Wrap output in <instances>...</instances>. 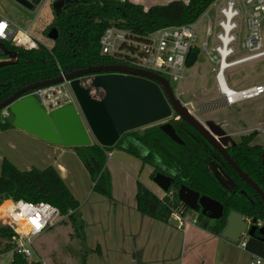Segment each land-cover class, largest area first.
Masks as SVG:
<instances>
[{"label": "trees", "instance_id": "trees-1", "mask_svg": "<svg viewBox=\"0 0 264 264\" xmlns=\"http://www.w3.org/2000/svg\"><path fill=\"white\" fill-rule=\"evenodd\" d=\"M214 2L215 0H171L165 4L145 7L132 0H64L59 9L52 5L54 18L46 33L55 27L58 37L51 48L40 44L38 48L27 50L9 41L0 40L4 47V50H0V58L10 55L16 57L15 62L0 65V102L25 86L59 77L62 72L70 73L89 66L115 64L116 59L112 56L100 53V36L110 26L116 25L139 37H147V34L165 26L196 23ZM200 53L198 48L192 51L187 67L197 62ZM174 117H177L176 113ZM169 122L175 127L177 135L185 141L183 145L165 134L160 128L161 125H151L143 130L125 132L114 146L91 144L73 147L92 177L94 191L113 198L112 175L107 167L108 152L119 147L136 155L143 164L155 168L152 178L157 172L173 177L172 186L162 200L153 190L137 181L136 202L143 215L169 222L173 208L181 206L184 213L189 211L190 208L178 198V190L186 184L224 205L223 217L219 220H211L198 213V226L210 233L222 235L228 215L232 211L241 213L251 222L256 218L258 228L260 223L264 226V201L257 191L186 120L172 118ZM11 128H14L12 118L3 116L1 110L0 131ZM257 135L253 131L242 136L239 143L226 148L238 165L264 191V147L261 144H252ZM217 155L225 165L220 161L218 163L237 183L234 189H230L222 176L215 172L213 164L217 162ZM7 199L46 201L57 205L62 214L67 215L63 221L71 222L79 239L86 240V222L78 212L81 204L54 165L45 169L35 167L22 170L5 158L0 171V205ZM7 204L8 202L4 206ZM70 210L73 212L68 215ZM14 234L9 226L0 225V255L13 250ZM245 248L264 258V239L258 229L255 235L248 238ZM83 253L80 264H88L89 251ZM12 255L10 264H28L23 255Z\"/></svg>", "mask_w": 264, "mask_h": 264}, {"label": "water", "instance_id": "water-1", "mask_svg": "<svg viewBox=\"0 0 264 264\" xmlns=\"http://www.w3.org/2000/svg\"><path fill=\"white\" fill-rule=\"evenodd\" d=\"M18 1L23 3L25 0ZM63 1L56 0L53 6L59 9ZM57 37L58 30L55 27L50 28L47 38L56 41ZM66 80L71 81L76 103H68L60 107L50 104L47 108L43 105L42 99L33 93L37 88L49 87ZM92 88L96 90L94 95L91 92ZM100 88L103 89L104 94L97 99ZM205 106L204 110L213 111L229 105L223 97H219ZM4 109H9L14 127H19L50 143L66 147L91 145L93 139L99 145L114 146L125 132L165 122L176 113L179 119L186 120L198 133L202 134L264 201V191L259 184L249 177L231 157L218 136L212 133L200 119L190 115L177 98L168 78L150 69L119 63L89 66L46 81L34 82L19 89L13 96L0 102V111ZM204 110L201 107V111L204 112ZM160 128L176 143L181 145L185 143L177 135L171 122L162 123ZM216 173L222 176L230 189L236 187L237 183L219 163L216 165ZM152 180L165 193H168L173 177L157 172ZM241 193L247 196L244 190H241ZM178 198L188 208L197 213L200 212L211 220H219L223 217L222 202L200 194L186 184L178 190ZM249 199L254 202L252 198ZM228 216L227 225L222 230L223 237L236 243L245 235L252 237L258 229L264 239V226L258 228L256 218L251 222L237 211L230 212ZM173 220L175 218L171 217V221ZM176 222L179 224L177 219Z\"/></svg>", "mask_w": 264, "mask_h": 264}, {"label": "built area", "instance_id": "built-area-1", "mask_svg": "<svg viewBox=\"0 0 264 264\" xmlns=\"http://www.w3.org/2000/svg\"><path fill=\"white\" fill-rule=\"evenodd\" d=\"M213 5L201 15L206 22L202 43L199 42L201 36L195 29V23L165 26L147 34V37H139L114 25L101 34L100 53L112 56L119 64L155 71L166 76L172 85L180 84L185 79L189 56L198 48L213 64L216 84L221 97L229 106L264 95V83L238 90L230 88L226 76L227 70L232 66L263 58L264 48L262 49L259 25L264 18V0H215ZM0 40L27 50L38 48L40 44L49 48L53 46L36 40L30 34V28H22L5 16H0ZM33 93L42 99L47 108L50 104L60 107L76 103L71 81L67 80L37 88ZM3 113L11 115L9 109H4ZM176 118L179 119L178 116ZM108 154L111 156L109 152ZM166 194L164 192L159 198L162 200ZM7 202L4 208L7 225L15 233L12 253L23 255L28 264H36L34 244L38 236L54 228L67 215H63L57 205L46 201L11 199ZM181 210V206L173 208L172 217L181 225L197 224V218H192ZM72 212L70 210L68 215ZM248 238L245 235L239 239L241 248L246 247ZM250 264H264V258L254 254Z\"/></svg>", "mask_w": 264, "mask_h": 264}, {"label": "crops", "instance_id": "crops-1", "mask_svg": "<svg viewBox=\"0 0 264 264\" xmlns=\"http://www.w3.org/2000/svg\"><path fill=\"white\" fill-rule=\"evenodd\" d=\"M54 1L41 0L34 6L35 10H38L41 3L50 2L52 6ZM132 1L143 4L145 7L160 4L156 0H150L149 2L147 0ZM15 61L16 57L10 55L8 58H0V65ZM91 92L94 94L96 90L92 88ZM255 129L259 132L257 136L259 141L256 144H261L264 147V123H260ZM92 144H98V142L93 139ZM109 153L111 154L109 158L113 159V151ZM5 158L22 170H30L35 167L45 169L51 165L58 169L67 187H70L73 195L81 204L79 213L87 226L85 245L89 247L88 260L97 256V253L100 257L103 254L109 257L110 253L113 252L122 253L123 259L129 260L128 264H250L253 258L254 253H250L246 248H241L239 242L233 243L222 235H214L203 227L198 226V223L177 224L176 218L173 221L170 219L169 222H163L147 216L151 224L155 222L152 225V231L153 229L155 230L154 226H161V230L158 234H147V232L145 234L143 226L148 224L149 220L144 219L146 215H143L138 210V202H136L137 190L133 201L131 196L128 197V195L123 198V202H125L123 205H128L127 202L129 203L128 211L124 210L123 237L113 239L111 238L113 236L112 233L106 235L104 240L105 250L102 251L100 243L96 244L91 234L97 232L101 227L104 228V226L110 228L113 225V221L107 219L104 210L99 209L95 205L94 207L90 206V209L86 208V200L91 196L94 182L73 147L50 143L35 135H31L19 127H14L0 131V171ZM107 167L109 169V164ZM86 182L87 184H85ZM113 199L116 204V198ZM127 212L131 213L130 215L128 214L130 220L126 218ZM88 213H90V218L87 217ZM163 229L164 234L162 233ZM73 230L74 226L71 222L67 223L62 220L54 228L38 236V240L35 242V252L40 257L35 260L44 261L46 264H59V257L62 252L69 246L68 244L71 243V240L75 241L72 237H69ZM167 234L170 236L167 237ZM77 243L75 247L80 248L81 242L77 241ZM130 255H132V262ZM76 260V258L68 259L66 256L64 262L76 264Z\"/></svg>", "mask_w": 264, "mask_h": 264}, {"label": "rangeland", "instance_id": "rangeland-1", "mask_svg": "<svg viewBox=\"0 0 264 264\" xmlns=\"http://www.w3.org/2000/svg\"><path fill=\"white\" fill-rule=\"evenodd\" d=\"M149 1L150 0H147V2ZM168 1L170 0H156V2L160 4H165ZM39 2L37 0H25L23 3H21L18 0H0V15L8 17L22 28H30V34L36 40L52 45L54 41L47 38L46 30L53 19L54 9L53 6H51V3L47 2L45 4L41 3L38 7V10H35L34 6ZM205 25L206 22L204 21V18L200 16L195 23V29L201 36L199 40L200 43H202L204 40L203 37L205 36ZM259 33H261L263 49L264 18L259 25ZM0 50H4L2 41H0ZM187 68L188 69L186 71L185 79H183L180 84L173 83L172 86L175 90L177 98L182 102L190 115L200 119V121L212 133L218 136L221 143L226 147L233 145L234 143H239L242 136L249 135L253 131H256L259 134L255 128L258 127L260 123H264V95L250 98L232 106H223L216 108L213 111H206L204 110L206 109L205 104L215 101V99L221 97V93L218 89V85L216 84L213 73V64L210 62L208 56L204 52H201L197 62L193 66ZM226 76L230 88L232 87L238 90L246 89L249 86L258 83H264V56L263 58L251 60L247 63L230 67V69H228L226 72ZM201 107L204 112L201 111ZM2 114L8 118H13L10 114L4 115L3 110ZM172 118L176 117L172 115L166 121L171 120ZM165 122L151 125H161ZM147 127L139 128V130H143ZM257 136L254 138L252 144H256L257 141H259ZM112 151L114 158L110 159L108 157L107 165L109 164L110 166L109 170L111 171L112 182H114L111 184L113 186L112 197L116 198L117 203L115 204L113 198L110 199L104 195H101L95 192L94 189L91 190V196L86 200V208L90 209V206L94 207L95 205L99 209L104 210L107 219L113 221V225L110 228L104 226V228L101 227L97 232L91 234V236L95 239L96 244L100 243V249L102 251L105 250L104 240L106 235L112 233L113 236H111V238L113 239L117 237H123V221L125 220L124 210L126 209V211H128L129 209L128 202V205H123L125 204V202H123V198L128 195V197L131 196L133 201L135 192L137 190L136 183L138 180L144 185H147V187L150 189H153L158 196L162 197L164 195V191L152 180L151 174L155 168L147 164H143L142 160L136 155H132L125 150L120 149L119 147L114 148ZM88 181L90 183V179ZM85 184H87V182ZM8 200L11 199L5 200L3 204L0 205V225L2 226H8V222L4 213V208L6 207L4 204ZM185 212L192 218H197L198 216V213L191 209L189 211L186 210ZM128 214L130 215L131 213L127 212V219H129ZM87 217L90 218V213H88ZM144 217V219L149 220L147 216ZM140 218L142 217L140 216ZM148 222V224L143 226L145 234L146 232L147 234L160 233L161 226H154L155 230L153 229L152 231V225L155 222L152 224L150 223V220ZM262 225L263 224L260 223V226ZM162 233L164 234V229ZM169 236L170 235L167 234V237ZM69 237H72V239L75 241L71 240V243L68 244L69 246L67 245L68 247H66L65 251L62 252V255L59 257V264H67L64 262L66 256L68 259L71 258V260L76 258V264H80L82 260V253L87 250L89 251V247L88 245L87 247L85 245L86 240L82 241V239H79V236H77V233H75L74 230L69 234ZM77 241L81 242L80 248L75 247V245L78 244ZM34 245L36 248V243ZM11 252H5V254L0 255V264L11 263ZM35 254V259L40 257L36 252ZM130 257L132 262V255H130ZM35 259L34 261H36ZM128 262L129 260L125 258L123 259L122 253L119 252L110 253L109 257H106L105 254L100 257V255L97 253V256L88 260V264H128ZM35 263L46 264L41 260H37Z\"/></svg>", "mask_w": 264, "mask_h": 264}, {"label": "flooded vegetation", "instance_id": "flooded-vegetation-1", "mask_svg": "<svg viewBox=\"0 0 264 264\" xmlns=\"http://www.w3.org/2000/svg\"><path fill=\"white\" fill-rule=\"evenodd\" d=\"M104 93H103V89H99V96L101 97L102 95H103ZM98 96V97H99ZM169 121V120H168ZM226 147V146H225ZM219 152V151H218ZM220 153V152H219ZM221 155V154H220ZM222 156V155H221ZM223 157V156H222ZM224 158V157H223ZM215 159H216V163L215 164H213V166H214V170H215V172H216V165H217V163L220 161V163L221 164H223V165H225L224 164V162L222 161V159L220 158V156L219 155H217V156H215ZM225 160V159H224ZM226 161V160H225ZM227 162V161H226ZM198 213H200V212H198Z\"/></svg>", "mask_w": 264, "mask_h": 264}, {"label": "bare ground", "instance_id": "bare-ground-1", "mask_svg": "<svg viewBox=\"0 0 264 264\" xmlns=\"http://www.w3.org/2000/svg\"><path fill=\"white\" fill-rule=\"evenodd\" d=\"M6 206V205H5Z\"/></svg>", "mask_w": 264, "mask_h": 264}]
</instances>
